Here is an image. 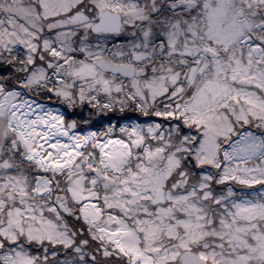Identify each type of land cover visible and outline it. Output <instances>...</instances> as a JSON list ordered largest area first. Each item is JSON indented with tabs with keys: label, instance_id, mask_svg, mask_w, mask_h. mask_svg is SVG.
I'll return each mask as SVG.
<instances>
[{
	"label": "snow or ice",
	"instance_id": "obj_1",
	"mask_svg": "<svg viewBox=\"0 0 264 264\" xmlns=\"http://www.w3.org/2000/svg\"><path fill=\"white\" fill-rule=\"evenodd\" d=\"M0 264H264V0H0Z\"/></svg>",
	"mask_w": 264,
	"mask_h": 264
}]
</instances>
